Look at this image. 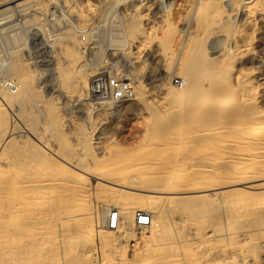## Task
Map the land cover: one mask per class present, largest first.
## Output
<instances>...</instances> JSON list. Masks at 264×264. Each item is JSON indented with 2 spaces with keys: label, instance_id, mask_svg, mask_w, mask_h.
Segmentation results:
<instances>
[{
  "label": "rangeland",
  "instance_id": "obj_1",
  "mask_svg": "<svg viewBox=\"0 0 264 264\" xmlns=\"http://www.w3.org/2000/svg\"><path fill=\"white\" fill-rule=\"evenodd\" d=\"M86 1L94 7L96 17L86 30L67 38L77 21L62 0H0V89L18 98L10 108L0 99V147L14 137L12 145L19 141L24 149L33 146L22 154L2 147L0 168L13 166L26 175L24 162L38 159L43 152L55 168L54 182L66 181L70 214L92 212L93 201L104 204H98L94 217L62 227L61 209L55 200L59 190L53 191L51 201L43 207V212L51 207L54 216L49 229L51 251L47 259L42 249H36L35 264H170L164 257L171 253L178 256L177 264H264V206H251L254 199L264 202V181L259 183L264 179V146L256 145L252 151L256 156L253 166L245 162L234 165L239 150L225 125L228 116L252 121L258 127L264 124V0ZM129 22L137 24L134 36L126 32ZM69 53L76 57L73 74L88 84L79 98L75 95L77 83L58 77L57 65L67 63ZM195 69L199 75L194 77L189 101L174 98L175 92L190 83L189 70ZM97 75L125 81L132 86L134 99L112 103L91 98L87 90ZM175 79L183 85L176 86ZM217 89L228 105L210 113ZM47 101L52 102L51 112L43 108ZM189 108L196 112L192 120L188 119ZM257 136L263 140L264 126ZM59 159L78 164L90 176L107 182L122 179L123 169H128L133 175L128 187L143 191L172 183L157 205L135 206L136 211L150 209L156 224L140 229L133 241L121 234L113 242L97 246L94 228L109 231L102 227L105 213L112 207L119 210L114 198L126 190L89 176L79 178L78 170ZM163 170L170 174L181 170V174L178 179H160L158 173ZM154 181L158 185L151 189ZM179 185L183 187L176 188ZM103 186L107 191L102 192L103 198L93 199L95 190L104 191ZM206 188L216 191L205 193L204 198L195 193ZM76 189H85L83 198ZM122 218L118 229L125 228ZM131 223L137 229L134 216ZM172 245L175 252H171Z\"/></svg>",
  "mask_w": 264,
  "mask_h": 264
},
{
  "label": "bare ground",
  "instance_id": "obj_2",
  "mask_svg": "<svg viewBox=\"0 0 264 264\" xmlns=\"http://www.w3.org/2000/svg\"><path fill=\"white\" fill-rule=\"evenodd\" d=\"M96 1V0H95ZM206 0H201V2H205ZM62 2L65 4L66 8L68 9V11L73 15V17L76 19L77 21V26L75 27V29H72L67 33V38H72L73 34H75V32H81L83 30H86L89 26L90 23H92L93 19L96 17V12L94 10V7L86 0H62ZM61 4V2H60ZM63 4V5H64ZM202 7V6H201ZM200 7V8H201ZM65 9V8H64ZM66 10V9H65ZM66 13V12H65ZM69 14V13H68ZM69 14V16L71 15ZM98 16V15H97ZM206 16V15H205ZM72 17V16H71ZM73 18V19H74ZM205 18V17H204ZM92 21V22H91ZM204 21V20H203ZM72 22V21H71ZM75 22V20H74ZM138 22V21H136ZM73 23V22H72ZM140 23V22H139ZM76 24V23H75ZM203 27V26H202ZM200 27V28H202ZM205 27V26H204ZM93 28V27H92ZM96 28V27H95ZM140 28V27H139ZM126 32L127 34H129V36L135 34L136 31H138L137 29V24L136 23H131L129 22V25L126 27ZM203 29V28H202ZM205 29V28H204ZM140 31V29H139ZM141 32V31H140ZM209 32V31H208ZM139 33V32H138ZM142 33V32H141ZM210 33V32H209ZM208 33V34H209ZM140 34V33H139ZM134 36V35H133ZM143 36V35H142ZM213 36V35H212ZM175 37H180V35H175ZM196 37V36H195ZM131 39V37H129ZM134 38V37H133ZM171 39V38H170ZM181 39V38H180ZM179 39V41H180ZM186 40H184L182 49H184L186 47V43H187V38L185 37ZM196 39V38H195ZM182 40V39H181ZM207 41V40H206ZM64 43V42H63ZM71 43V41H70ZM177 43V42H176ZM174 44V42H173ZM203 44V43H202ZM206 44V43H205ZM176 45V44H175ZM170 46V45H169ZM168 46V47H169ZM76 47V46H75ZM196 47V46H195ZM166 48V47H165ZM170 48V47H169ZM197 48V47H196ZM179 49V48H177ZM182 49H179L180 53L182 51ZM66 50V49H65ZM68 50V49H67ZM167 51V49H165ZM69 51V50H68ZM178 51V50H177ZM178 51V52H179ZM184 51V50H183ZM74 52V51H73ZM171 53V52H170ZM167 54H169L167 52ZM227 55H229L228 53H226ZM225 54V55H226ZM198 55V54H197ZM224 55V54H222ZM221 55V56H222ZM69 58L70 60L66 63H58L57 65V71H58V77L59 80H67L68 83L72 84V83H77L78 86V90L77 92H75V95L79 98L82 96V91L85 89V87L88 85L86 82L81 81L80 78L78 76H75L73 74V69L75 66V55L73 53H69ZM182 57V56H181ZM186 57V56H185ZM196 57V56H195ZM230 57V55L228 56ZM192 58V57H191ZM223 58V57H221ZM183 59V58H182ZM181 59V60H182ZM62 60V57H61ZM184 60V59H183ZM223 62V61H222ZM227 62V61H225ZM212 63V62H211ZM189 64V63H188ZM188 69L189 66L188 65ZM193 64H191L192 66ZM185 66V65H184ZM195 66V65H194ZM210 66V65H209ZM214 66V65H212ZM210 66V67H212ZM216 67V66H215ZM194 68V67H193ZM208 68V67H207ZM206 68V70H207ZM192 69V68H191ZM214 69V68H212ZM211 69V72H212ZM224 69V68H223ZM221 70L223 72L226 71L225 70ZM186 70V68H185ZM193 70V69H192ZM189 70V80L188 82H190L189 84L186 85L185 88H181V90H178L177 92H175L174 94V98H178L180 99V101H185L188 102L189 98L188 95L191 92L192 88H194V85L196 84L195 82V76L197 75V71H192ZM205 70V71H206ZM209 70V69H208ZM203 72H205L202 69ZM200 71V72H202ZM210 71V70H209ZM208 71V72H209ZM216 71V70H215ZM214 72V71H213ZM207 73V71H206ZM216 73V72H215ZM218 74V73H217ZM216 74V75H217ZM220 74V73H219ZM226 74V73H225ZM224 74V75H225ZM228 74V73H227ZM226 74V75H227ZM83 75V74H82ZM199 75V74H198ZM197 75V76H198ZM201 75V74H200ZM206 75V74H205ZM204 75V76H205ZM214 75V74H212ZM215 75V79L216 78ZM184 76V75H183ZM203 76V75H202ZM209 76V74H208ZM208 76L206 78H208ZM223 77V76H222ZM226 76H224L223 78H225ZM236 77V76H235ZM202 79V77H199ZM199 78H197V80L199 81ZM205 78V79H206ZM240 78V77H239ZM204 79V78H203ZM212 80V79H211ZM210 80V81H211ZM186 81V80H185ZM213 81V80H212ZM218 81V79H217ZM241 81V79H240ZM200 82V81H199ZM214 82V81H213ZM247 83V81H245ZM251 82V81H250ZM184 83V82H183ZM211 83V82H210ZM245 83V84H246ZM249 84V83H248ZM251 84V83H250ZM183 85V84H182ZM70 87V85H69ZM87 88V87H86ZM236 89V87H235ZM260 89V88H259ZM218 89L215 91L217 93V96H215L214 100L212 101V105L209 107V112L212 113L213 110H216V108L218 107H223L228 105V100H225L223 98H221L222 95H220L218 93ZM137 92V91H136ZM260 92V91H259ZM242 93V92H241ZM7 94V93H6ZM2 92V90L0 89V96H2V98L0 97V99L2 100V102L4 103V105L8 106V108H10V106H14L16 105V103L18 102V98L13 96V95H6ZM84 94V93H83ZM35 95V94H34ZM139 95V94H138ZM241 95V94H240ZM245 95V94H244ZM261 95V94H260ZM33 96V95H32ZM260 98V97H259ZM260 100V99H259ZM263 100V98L261 99ZM260 100V101H261ZM35 101V100H34ZM109 103V102H108ZM183 103V102H181ZM180 103V104H181ZM51 104L52 102L47 101L46 103L44 102L43 108L45 110H47V112H51ZM101 104V103H100ZM104 104V103H102ZM193 104V103H192ZM2 103H0V108L2 107ZM182 105V104H181ZM244 105V104H243ZM257 105V104H256ZM260 105V104H259ZM241 107V106H240ZM253 108V107H252ZM3 109V108H2ZM193 108H189L188 111V119L192 120L194 119V116L196 115V112ZM5 110V108H4ZM84 110V109H83ZM183 110V109H182ZM206 111V110H205ZM5 112V111H4ZM3 112V113H4ZM2 113V114H3ZM223 113V112H222ZM8 114V113H7ZM225 115V114H224ZM5 116V114H4ZM3 116H1L2 118ZM51 117V116H50ZM187 117V116H186ZM245 118V117H244ZM248 118V117H246ZM39 121V120H38ZM224 122V121H223ZM32 125L34 124V119L32 118L31 120ZM225 125L228 126V129H230L231 135L234 136V138H231L233 140L232 144H235L237 146V149L239 150V161L236 163H233L234 165H242L244 162L247 165H252L255 164L254 163V159H256V156L251 155L252 151H254V149L257 146H264V138L263 140L258 138V132L260 130H262L264 124L261 123V125L258 124H252V121H242L235 119L234 117H226L225 118ZM3 124V122H2ZM15 125V124H14ZM230 126V127H229ZM262 128H261V127ZM3 127V126H2ZM7 128H9L8 126H5ZM1 128V127H0ZM4 128V127H3ZM2 128V130H3ZM15 128V127H14ZM10 129V128H9ZM5 134L4 135H8V130L4 128V130L2 131ZM12 134V133H11ZM181 135V134H180ZM183 135V134H182ZM16 137H14L13 139L9 140L8 142L4 141V144L0 147V152H4L5 148L2 147H10L14 150V152H20L21 154L24 153V151H29L30 148H33V146H30L28 148H22L23 147V142H17L16 145H12V141L15 140ZM22 138V137H20ZM19 139V138H18ZM3 140V139H2ZM180 140V138H179ZM178 140V142H180ZM15 142V141H14ZM257 145V146H256ZM235 146V147H236ZM26 147V146H25ZM45 149V148H44ZM10 150V149H9ZM264 150V149H263ZM38 153V152H37ZM4 156V155H3ZM2 154H0V157H3ZM38 157V155H36ZM35 156V157H36ZM40 157H38V159L36 158V160L30 159V160H26L23 164V169L27 170V174L23 175L20 174L19 172H16L17 170H14L16 167L12 168L13 166H9L6 169H2L0 168V264H35V252L36 249H42L44 255L46 256V258H49V254L51 251V246H52V237L49 233V229L51 228V226L54 224V219H53V215L51 213V207L48 208L43 212V207L45 208V205L48 204V202L51 201L52 198V192L55 190H59V194L58 196L55 197V200L57 201V203L59 204V208L61 209V216L59 218V225L62 227H65L67 223L73 221V222H78L80 220H83L86 216H92L94 217L96 215V207L99 206L98 204L104 205L101 202L99 203V201H93L94 202V207H93V211L92 212H88L85 214H70L68 212V193L67 191L69 190V188H67L66 185V181L65 179L63 180H59V182H54L53 180V176L52 173L55 171V168L50 165L51 160L49 161L46 156L45 153L41 152L39 154ZM56 156V155H55ZM60 158V157H59ZM45 159V160H44ZM61 162H63V164H66L68 166H71L72 168L78 170L80 172V175L78 176L79 178H81V176H90L86 171H84V169H80L79 165H70L69 163H67L65 160L59 159ZM53 161V160H52ZM55 161V160H54ZM59 161V162H60ZM56 162V161H55ZM60 162V163H61ZM253 163V164H251ZM58 164V163H56ZM62 164V165H63ZM59 165V164H58ZM61 165V164H60ZM60 168V167H59ZM199 168V167H198ZM13 169V170H12ZM206 169V168H205ZM63 171H66L67 173L71 172L66 168V167H62ZM128 169H123L124 171V176L122 179H118L117 181H111V182H107L99 177H92L93 179H95L98 182H102L105 184H108L110 186L113 187H117V188H121L123 190V192H119L118 195L114 198L116 199L115 202H117V207L119 208V212L121 217L125 218V221L123 222V226L125 227L124 229H118L115 232H109V231H103L102 229H100L99 227H95L94 228V232H95V238H96V242H97V246H99L101 248V244H103L105 241H109V242H113L116 238V235H118L120 237L121 234H124V236H126L127 238H130L131 241H133V237L134 236H140V234H137V232L140 229H150L153 228V226L156 224L154 221V217L152 215V211H150V209H146L144 212H147L151 215L152 217V222L151 225L148 227H137L135 224V227L137 229H134L132 227V223H131V217L134 216L135 218V213H136V208L137 207H144V206H154L157 205L160 202V197L164 196V195H168L169 191L171 190L172 187V183L170 184V182H166L165 185L161 184L158 185V182L151 183V189L152 187L154 188V186L158 185L155 187L156 191H143V190H139L134 188H129L128 186L132 185L133 178L131 176H133L132 174H130L129 171H127ZM168 170H163L162 172L158 173V176L160 177V179H178V177L180 176L179 171H175L172 174L167 172ZM171 171V170H170ZM260 172V171H259ZM235 175V174H234ZM240 178V177H238ZM196 179V178H195ZM110 180V179H109ZM199 180V179H198ZM68 181V180H67ZM120 181H123V183H121ZM242 181H245L242 179ZM260 180L259 183H262ZM218 183V182H217ZM246 183V182H245ZM257 183V184H259ZM240 184V182H239ZM248 184V183H247ZM245 184V185H247ZM255 184V182L253 183ZM134 185V184H133ZM136 185V184H135ZM238 185V184H237ZM236 185V186H237ZM242 185L244 186L243 182ZM264 185V184H263ZM242 186V187H243ZM252 185L248 186L251 187ZM85 187V186H84ZM92 187V186H91ZM102 187V186H101ZM106 186H103V188ZM179 187H183V185H179L176 188ZM220 187V186H219ZM230 187V185H229ZM239 187V186H238ZM253 187V186H252ZM225 188V187H224ZM228 188V187H227ZM231 188V187H230ZM234 188V187H233ZM240 188V187H239ZM247 188V187H246ZM217 189L219 190L220 188L217 187ZM237 189V188H235ZM82 190V191H81ZM104 191H101L100 187H98L95 190V194L92 195L93 199H100L103 198L102 196V192L106 193V189H103ZM145 190V189H144ZM216 189H208L206 188L204 191H199V192H195V193H201L203 194L202 197H206V195H204L207 192H211ZM217 190V192H218ZM221 190V189H220ZM85 189H76V192L78 193V195H82L80 197L83 198L84 194H85ZM194 191V190H193ZM223 191V190H222ZM182 192V191H181ZM185 192V191H184ZM191 192V191H190ZM224 192V191H223ZM245 192V191H244ZM253 192V191H252ZM139 193H143L146 194L144 197H136L133 198L131 197V195H137ZM171 193V192H170ZM179 193V191H178ZM183 193V192H182ZM188 194V193H187ZM214 194V193H213ZM181 195V194H180ZM194 195V194H193ZM197 195V194H196ZM78 196V197H79ZM79 197V199H80ZM171 197V196H170ZM173 199V198H172ZM249 199V198H248ZM113 201V199H108V201ZM166 200V199H165ZM168 200V199H167ZM176 200V199H175ZM41 202V203H40ZM182 202V201H180ZM185 202V201H184ZM92 203V202H91ZM164 203V202H163ZM176 204H178L177 202H175ZM212 203V202H211ZM254 203L253 205L251 204V206H264V202L262 201V199L259 198V200L254 199ZM116 204V203H115ZM169 204V203H168ZM173 206H175L173 203H171ZM41 205V208H39ZM165 205V204H164ZM171 205V206H172ZM181 205V203H180ZM108 206V205H105ZM159 206V205H158ZM167 206V205H166ZM178 206V205H176ZM209 206V205H208ZM213 206V205H212ZM161 207V206H160ZM164 207V206H163ZM39 208V209H38ZM167 208V207H166ZM172 208V207H170ZM210 208V207H209ZM254 210V209H253ZM158 211V210H157ZM164 211V210H163ZM232 211V210H231ZM240 211V210H239ZM242 211V210H241ZM246 211V210H245ZM250 211V209L248 210ZM259 211V210H258ZM162 212V211H161ZM238 212V211H237ZM251 212V211H250ZM261 212H264V207H261ZM46 213V214H44ZM160 213V211H159ZM158 213V215H159ZM165 213V212H164ZM236 213H234L235 215ZM239 214V213H237ZM242 214V213H241ZM246 214V213H245ZM260 214V213H259ZM163 215V214H162ZM244 215V213H243ZM225 216V215H224ZM242 216V215H241ZM251 216V215H250ZM253 216V215H252ZM162 217V216H161ZM244 217V216H243ZM255 217V216H254ZM250 218V217H249ZM257 218V216H256ZM123 219V218H122ZM251 219V218H250ZM12 220H15L17 223H15V225L12 223ZM156 220V217H155ZM251 221V220H250ZM158 222V221H157ZM168 222V221H167ZM257 222V221H255ZM58 225V224H57ZM187 225V224H186ZM184 226V225H183ZM59 228V227H58ZM93 228V227H92ZM187 228V227H185ZM88 229V228H87ZM90 229V228H89ZM91 230V229H90ZM231 231V230H230ZM59 232V231H58ZM226 233V232H225ZM243 233V232H242ZM245 233V232H244ZM233 234V233H232ZM237 234V233H236ZM246 234V233H245ZM223 235V234H222ZM231 235V234H229ZM237 235H241L240 233ZM243 235V234H242ZM168 236V235H167ZM188 236V235H187ZM228 236V233H227ZM236 236V235H234ZM233 236V237H234ZM192 237V236H191ZM194 237V236H193ZM207 237V236H206ZM247 237V236H246ZM184 238V237H183ZM214 238V237H213ZM201 239V238H200ZM226 239V238H225ZM247 239V238H246ZM139 240V239H138ZM189 240V239H188ZM205 240V238H204ZM234 240V239H233ZM181 241V240H180ZM227 241V240H226ZM231 241V240H230ZM119 243V242H118ZM183 243V242H182ZM185 243V242H184ZM183 243V244H184ZM219 243V242H218ZM115 244V243H114ZM169 244V243H168ZM245 244V243H244ZM259 244V243H258ZM153 245V244H151ZM174 245V244H173ZM172 245V249L171 252H175V247H173ZM186 245V243L184 244ZM257 245V244H256ZM150 246V245H149ZM158 246V245H157ZM163 246V245H162ZM237 246V245H236ZM144 247V246H143ZM151 247V246H150ZM189 247V245L187 246ZM209 247V246H208ZM255 247V246H254ZM228 248V247H227ZM241 248V247H240ZM243 249V248H241ZM103 249V248H102ZM158 249V248H157ZM181 249V248H180ZM141 250V249H140ZM177 250V249H176ZM247 250V248H246ZM101 251V250H100ZM205 252V250H203ZM230 251V250H229ZM182 252L184 253V251L182 250ZM200 252V249H199ZM208 253V252H207ZM248 253V252H247ZM255 253V252H254ZM181 254V253H180ZM198 254V253H197ZM214 254V253H213ZM228 254V253H227ZM249 254V253H248ZM158 255V254H157ZM191 255V254H190ZM241 255V254H240ZM245 255V254H244ZM183 256V255H182ZM210 256V255H209ZM184 257V256H183ZM214 257V256H213ZM234 257V256H233ZM254 257V256H253ZM155 258V257H154ZM170 264H177L178 261V256H176V253L169 255L167 254L164 257ZM181 258V257H179ZM188 258V257H187ZM228 258V256H227ZM243 258V257H242ZM257 258V256H256ZM255 258V259H256ZM184 259V258H183ZM226 259V258H225ZM224 259V260H225ZM236 259V258H235ZM245 259V258H244ZM153 260V258H152ZM227 260V259H226ZM232 260V259H231ZM220 261V260H219ZM236 261V260H235ZM256 261V260H255ZM131 262V261H130ZM183 262V261H181ZM184 263V262H183ZM232 263V262H231ZM48 264V263H46ZM106 264V263H105ZM121 264V263H118ZM182 264V263H181ZM186 264V263H185ZM194 264V263H192ZM239 264V263H238ZM251 264V263H249ZM259 264V263H258ZM263 264V263H261Z\"/></svg>",
  "mask_w": 264,
  "mask_h": 264
},
{
  "label": "built area",
  "instance_id": "obj_3",
  "mask_svg": "<svg viewBox=\"0 0 264 264\" xmlns=\"http://www.w3.org/2000/svg\"><path fill=\"white\" fill-rule=\"evenodd\" d=\"M176 86H182V80H174ZM9 88H15L13 85L8 84ZM87 94L91 98L98 101H111L112 103H120L132 101L135 97L134 90L131 85L117 77H110L105 75H97L93 78L89 85ZM122 217L117 208L112 207L105 213L102 227L106 230L116 231L122 223ZM152 217L149 213L144 211H136L134 224L137 227H148L151 225Z\"/></svg>",
  "mask_w": 264,
  "mask_h": 264
}]
</instances>
